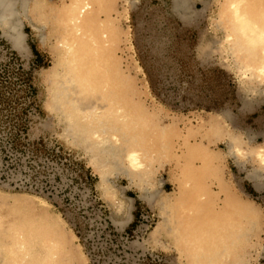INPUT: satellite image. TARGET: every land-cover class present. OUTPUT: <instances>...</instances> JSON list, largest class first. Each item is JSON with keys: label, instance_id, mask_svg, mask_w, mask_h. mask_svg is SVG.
<instances>
[{"label": "rangeland", "instance_id": "1", "mask_svg": "<svg viewBox=\"0 0 264 264\" xmlns=\"http://www.w3.org/2000/svg\"><path fill=\"white\" fill-rule=\"evenodd\" d=\"M66 1L45 6L39 32L24 21L23 51L0 37V194L46 199L75 264H194L192 238L218 225L247 232L229 258L264 264V179L254 180L264 173L254 156L264 81L252 75L259 58L227 40L226 1L105 0L120 66L157 118L143 136L158 153L144 179L122 165L109 172L53 118L56 7Z\"/></svg>", "mask_w": 264, "mask_h": 264}, {"label": "bare ground", "instance_id": "2", "mask_svg": "<svg viewBox=\"0 0 264 264\" xmlns=\"http://www.w3.org/2000/svg\"><path fill=\"white\" fill-rule=\"evenodd\" d=\"M50 1L0 0V29L13 49L25 48L24 21L38 32L44 26L43 13ZM225 1L228 21L234 23L227 40L240 39L246 57H251L249 61L259 58L260 62L251 66L252 75L264 81V11L259 7L263 1ZM107 6L105 0H68L57 5L59 62L51 73L55 94H51L50 111L64 137L83 147L95 162L109 167V172L119 171L122 165L128 174L144 179L158 153L143 136L147 123H155L157 118L143 104L120 66L115 48L121 32L108 15L102 16ZM36 18L42 25L35 23ZM233 151L239 153L240 148L234 146ZM254 156L258 169L264 170V149H257ZM256 175L255 183L263 181L264 173ZM49 208L50 203L38 195L21 193L7 198L0 194V264H75L59 219L49 213ZM217 227L215 233L198 230L192 238L194 264L240 263L239 257L229 258L231 247L246 240L247 232L225 234L222 225Z\"/></svg>", "mask_w": 264, "mask_h": 264}, {"label": "crops", "instance_id": "3", "mask_svg": "<svg viewBox=\"0 0 264 264\" xmlns=\"http://www.w3.org/2000/svg\"><path fill=\"white\" fill-rule=\"evenodd\" d=\"M0 37L3 38L4 40H6V39L4 38V36H3V33H2V31H1V29H0ZM6 41H7V40H6Z\"/></svg>", "mask_w": 264, "mask_h": 264}]
</instances>
